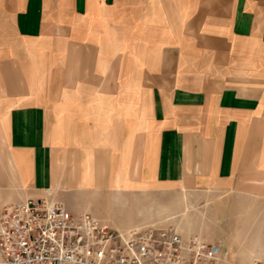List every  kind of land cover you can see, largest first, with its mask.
<instances>
[{"label": "crops", "instance_id": "1", "mask_svg": "<svg viewBox=\"0 0 264 264\" xmlns=\"http://www.w3.org/2000/svg\"><path fill=\"white\" fill-rule=\"evenodd\" d=\"M200 192L235 197V264H264V0H0V210L125 230Z\"/></svg>", "mask_w": 264, "mask_h": 264}, {"label": "built area", "instance_id": "2", "mask_svg": "<svg viewBox=\"0 0 264 264\" xmlns=\"http://www.w3.org/2000/svg\"><path fill=\"white\" fill-rule=\"evenodd\" d=\"M0 264H226L221 246L170 225L120 230L49 197L0 210ZM250 264H261L253 261Z\"/></svg>", "mask_w": 264, "mask_h": 264}, {"label": "rangeland", "instance_id": "3", "mask_svg": "<svg viewBox=\"0 0 264 264\" xmlns=\"http://www.w3.org/2000/svg\"><path fill=\"white\" fill-rule=\"evenodd\" d=\"M132 206L128 212L140 214L139 221L146 219L149 224L170 225L184 238L196 236L218 243L226 264H235V197L201 192L188 199L145 196ZM124 219L133 221L136 217Z\"/></svg>", "mask_w": 264, "mask_h": 264}]
</instances>
